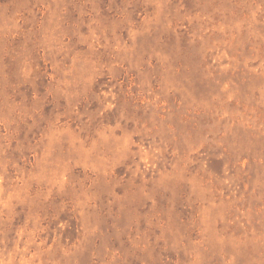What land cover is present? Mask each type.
I'll list each match as a JSON object with an SVG mask.
<instances>
[{
  "label": "rangeland",
  "instance_id": "rangeland-1",
  "mask_svg": "<svg viewBox=\"0 0 264 264\" xmlns=\"http://www.w3.org/2000/svg\"><path fill=\"white\" fill-rule=\"evenodd\" d=\"M0 264H264V0H0Z\"/></svg>",
  "mask_w": 264,
  "mask_h": 264
}]
</instances>
